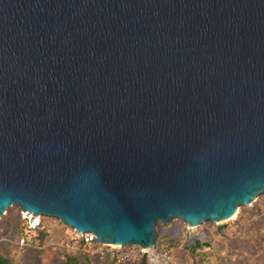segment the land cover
<instances>
[{
	"label": "water",
	"instance_id": "obj_1",
	"mask_svg": "<svg viewBox=\"0 0 264 264\" xmlns=\"http://www.w3.org/2000/svg\"><path fill=\"white\" fill-rule=\"evenodd\" d=\"M262 194L264 0H0V218L149 248Z\"/></svg>",
	"mask_w": 264,
	"mask_h": 264
},
{
	"label": "rangeland",
	"instance_id": "obj_2",
	"mask_svg": "<svg viewBox=\"0 0 264 264\" xmlns=\"http://www.w3.org/2000/svg\"><path fill=\"white\" fill-rule=\"evenodd\" d=\"M258 203L241 207L231 220L221 223L223 229L219 232L215 223H205L193 230L191 234L203 235L205 246L199 247V255L194 256L190 248L193 246L191 235L184 230L183 221L175 219L164 225H156L159 243H174L171 246L178 253V258L185 264H195L200 259V253L204 256V264H264V194L258 197ZM10 209V208H9ZM254 213V214H253ZM14 217L9 211L0 218V246L5 253L14 255L17 264H63L66 256L72 252L79 257L77 264H138L140 257L134 255L125 256L130 249L128 246L97 244L80 247V243L72 244L69 240L71 228L56 219L42 217L43 225H48L49 236L41 244L33 239V232L17 231ZM20 233L28 238V244L21 243ZM183 235H185L184 238ZM163 239V240H162ZM183 239V241L181 240ZM202 239H199L201 241ZM191 242V244H190ZM177 243V244H176ZM199 243V242H197ZM196 243V246L198 244ZM184 247H189L183 250ZM72 250V251H70ZM116 255L117 260L110 258ZM114 259V260H113Z\"/></svg>",
	"mask_w": 264,
	"mask_h": 264
},
{
	"label": "built area",
	"instance_id": "obj_3",
	"mask_svg": "<svg viewBox=\"0 0 264 264\" xmlns=\"http://www.w3.org/2000/svg\"><path fill=\"white\" fill-rule=\"evenodd\" d=\"M17 217L21 222L23 230L25 232H33L34 230L43 227L42 216L33 215L27 210L19 208L17 211ZM193 229L194 228H187L189 232ZM20 240L22 244H28L30 242L28 238H25L23 236L20 238ZM69 240L72 242V244H76L82 241L87 245L97 244L98 247L100 246V244L96 242V237L93 233H80L75 229H71ZM128 247L130 249H128V252H126L124 255L128 257L130 255H134L135 257L140 258L143 257L145 259V264H185L179 259L175 258L173 252L169 248L164 247L157 242L149 248H142L139 246Z\"/></svg>",
	"mask_w": 264,
	"mask_h": 264
},
{
	"label": "trees",
	"instance_id": "obj_4",
	"mask_svg": "<svg viewBox=\"0 0 264 264\" xmlns=\"http://www.w3.org/2000/svg\"><path fill=\"white\" fill-rule=\"evenodd\" d=\"M258 200L259 199H257L255 202L256 203H258ZM18 207L17 206H13L12 208H10V209H7V213L9 214V211H11V213H12V215H13V217H14V222L16 221H19V219H18V217H17V211H18ZM254 214V213H253ZM171 224V223H170ZM170 224H164V225H170ZM185 225V224H184ZM63 226H65V225H63ZM66 227V226H65ZM16 228H17V231H19V232H21L22 230H23V226H22V224H21V222H18V224L16 225ZM49 227H48V225H43V227H41V228H39V229H37V230H34L33 231V239H34V241H37V243H39V244H41L44 240H46L47 239V237L49 236ZM22 235H21V233H20V237H21ZM185 237V235H183V237L182 238H184ZM158 234H157V243H159L158 241ZM163 240V239H162ZM182 241H183V239H181ZM204 240L202 239L201 241H197V242H199V243H197L198 244V246H195V247H192V248H190V250H192V252H193V254H194V256H197V255H199V250H198V248L199 247H203V246H205V242H203ZM80 243V247H85V245H84V243L82 242V241H80L79 242ZM162 246H164V247H167V248H169L172 252H173V254H174V256H175V258H178V253L179 252H181V250H176V248H172L171 246H173L172 244H174V243H164V242H162V243H160ZM177 244V243H176ZM87 245V244H86ZM175 245V244H174ZM187 249H189V247H184V249L183 250H187ZM13 251V250H12ZM12 251H10L9 253H5V251H4V249L2 248V246H0V264H17L16 262H15V258H14V255L16 254V253H12ZM70 251H72V250H70ZM65 256H66V262L65 263H63V264H77L78 263V261H79V257H78V259H77V257L76 256H74V254H72V252H70L69 254H64ZM116 255H112L110 258H114L115 260H117V257H115ZM113 259V260H114ZM204 262V256H203V254H201L200 253V259H197V261L195 262V264H204L203 262ZM186 262V261H185ZM184 262V263H185ZM138 264H145V259L143 258V257H141L140 259H139V262H138Z\"/></svg>",
	"mask_w": 264,
	"mask_h": 264
},
{
	"label": "crops",
	"instance_id": "obj_5",
	"mask_svg": "<svg viewBox=\"0 0 264 264\" xmlns=\"http://www.w3.org/2000/svg\"><path fill=\"white\" fill-rule=\"evenodd\" d=\"M182 225H183V227H184V228L182 229V232H183L184 230H186V232L189 234V236L193 234V233L191 234V232H189V231L187 230V228H186V226L184 225V223H183ZM201 234H202V233H201ZM202 235H204V234H202ZM190 237H191V236H190ZM191 241H192V243H193V246H194V245L196 246V243H197V241H199V239L196 238L195 240H191ZM190 244H191V242H190Z\"/></svg>",
	"mask_w": 264,
	"mask_h": 264
}]
</instances>
